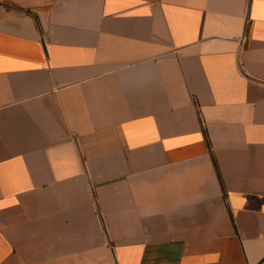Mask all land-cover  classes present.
Listing matches in <instances>:
<instances>
[{
	"label": "crops",
	"instance_id": "obj_1",
	"mask_svg": "<svg viewBox=\"0 0 264 264\" xmlns=\"http://www.w3.org/2000/svg\"><path fill=\"white\" fill-rule=\"evenodd\" d=\"M0 264H264V0H0Z\"/></svg>",
	"mask_w": 264,
	"mask_h": 264
}]
</instances>
